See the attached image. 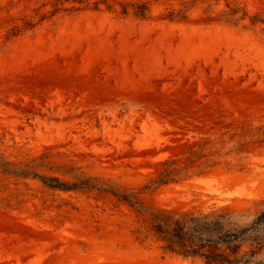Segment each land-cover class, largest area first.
Instances as JSON below:
<instances>
[{
	"label": "rangeland",
	"instance_id": "obj_1",
	"mask_svg": "<svg viewBox=\"0 0 264 264\" xmlns=\"http://www.w3.org/2000/svg\"><path fill=\"white\" fill-rule=\"evenodd\" d=\"M263 141L264 0H0V264H203L153 219L256 211Z\"/></svg>",
	"mask_w": 264,
	"mask_h": 264
},
{
	"label": "trees",
	"instance_id": "obj_2",
	"mask_svg": "<svg viewBox=\"0 0 264 264\" xmlns=\"http://www.w3.org/2000/svg\"><path fill=\"white\" fill-rule=\"evenodd\" d=\"M171 174V171H163L157 183L165 185L173 181ZM40 180L57 190L100 191L87 182L67 184L55 178ZM112 194L131 208L140 210L131 195ZM151 231L162 242L164 252L183 259L203 264H264V202L253 212L162 210L154 217Z\"/></svg>",
	"mask_w": 264,
	"mask_h": 264
}]
</instances>
